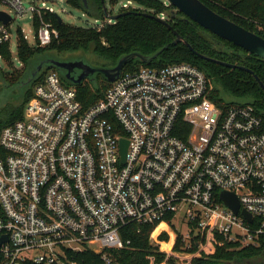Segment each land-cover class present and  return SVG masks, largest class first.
<instances>
[{"label": "built area", "instance_id": "1", "mask_svg": "<svg viewBox=\"0 0 264 264\" xmlns=\"http://www.w3.org/2000/svg\"><path fill=\"white\" fill-rule=\"evenodd\" d=\"M28 1L0 0L12 18L0 19V45L28 14L33 24L36 14L41 19L36 45L58 37L42 16L53 7ZM213 91V78L193 63L141 66L85 106L76 85L51 68L23 116L0 128V264H79L72 255L83 250L119 264L109 250L130 243L123 230L132 223L156 224L154 231L165 224L151 239L167 253L161 245L173 236L165 261L174 256L175 264L225 241L257 244L264 234V117L251 103L219 105ZM225 191L236 195L238 212L223 200ZM163 231L171 238L160 240Z\"/></svg>", "mask_w": 264, "mask_h": 264}, {"label": "trees", "instance_id": "2", "mask_svg": "<svg viewBox=\"0 0 264 264\" xmlns=\"http://www.w3.org/2000/svg\"><path fill=\"white\" fill-rule=\"evenodd\" d=\"M66 1L90 16L102 19L103 22L90 26L73 25L63 19L60 21L56 12L44 11L43 19L53 24L58 30V37H54L47 46L33 45L28 42L19 28L16 53V58L20 62L19 67L14 66L10 42L0 45L3 61L6 66L11 67V71L7 72L0 64L2 77L7 83L17 85L23 90L20 102L0 108V128L23 116L26 102L33 95L35 85L51 68L41 69L29 84L23 85V83L32 75L40 61L45 59L41 54L45 55L52 51L58 54L69 51H92L103 60V63L98 66L113 67L126 54L135 52L151 57L163 49L151 61L132 58L124 65L121 74L135 71L141 66L161 67L171 63L190 62L213 78L212 97L219 105L234 104L231 98L236 97L249 101L264 117V89L255 77V74L258 75L264 82V59L211 32L186 16L168 0H131L138 6H123L118 12L121 15L114 20H109L105 16L102 0ZM120 1L122 0H111L113 4ZM203 1L223 16L264 37V0ZM145 13L153 14L154 17ZM162 14L173 29L193 46L194 50L184 42L174 43L176 38L174 30L157 18ZM40 23L41 19L36 14L34 18L36 30ZM78 58L84 59L83 56ZM220 61L245 66L253 72L239 67L232 68ZM60 75L64 82L73 84L65 78L64 74L60 73ZM110 85L111 82L103 74L97 73L93 78L76 84V87L79 98L85 106H88L103 98ZM155 227L156 224L128 225L123 230V236L130 243L124 248L109 250V254L119 264H151V256L155 257L156 264L165 261L166 252L161 251L159 245L151 239ZM159 227L154 231V235ZM159 239L168 240L169 234L163 231ZM181 246V238H178L174 251H179ZM196 249L197 245L194 243L190 250L194 252ZM72 258L79 264H106L102 253L93 250L75 252ZM176 261L177 258L174 256L168 258L169 263L175 264ZM191 264H264V234L259 237L255 245L225 241L217 246L214 253L194 257Z\"/></svg>", "mask_w": 264, "mask_h": 264}, {"label": "water", "instance_id": "3", "mask_svg": "<svg viewBox=\"0 0 264 264\" xmlns=\"http://www.w3.org/2000/svg\"><path fill=\"white\" fill-rule=\"evenodd\" d=\"M170 4L174 5L178 10L183 12L186 16L196 21L203 27L207 28L211 32L219 35L222 38L232 41L238 46L243 47L250 53H254L257 56L264 59V37L258 33L251 31L244 26L238 24L237 22L223 16L218 13L210 6H208L203 0H168ZM86 2V0H85ZM103 10L105 16L110 20L117 19L121 13L113 14L109 11L108 6L105 0H102ZM148 16H153V14L145 13ZM159 20L163 21L168 25L169 28H172V25L166 21L164 18L157 17ZM0 19L9 23L11 21V16L3 10H0ZM60 21L62 18L59 16ZM174 30V29H173ZM176 38L174 43L184 42L191 49L194 50L193 46L185 40L176 30H174ZM167 47V46H166ZM165 47V48H166ZM163 50V49H162ZM160 50L151 57L142 56L139 53H131L122 56L118 63L113 67H103V66H92L85 63V60L82 58H77V60H61L57 58H45L40 61L37 68L32 72V75L24 81L23 85L29 84L33 77H35L41 69L55 68L59 71H65L63 74L65 78L73 83L74 85L82 83L85 79L93 78L97 73H101L106 77L110 82H114L118 79L122 73L124 65L131 60L132 58H140L142 61H151L162 51ZM204 56V55H202ZM211 58V57H209ZM213 59V58H211ZM222 64L227 65L232 68H242L247 69L253 72L250 68L241 66L235 63H227L220 61ZM81 71V72H80ZM80 72V73H79ZM78 73V74H77ZM256 79L264 89V82L260 79L258 75L255 74ZM232 103H250L247 100L239 99L236 97L231 98ZM126 150V144H123V151ZM222 198L225 203L230 206L236 212L239 211L240 204L235 194L231 192H223ZM243 214L251 220V214L245 210L242 211Z\"/></svg>", "mask_w": 264, "mask_h": 264}, {"label": "rangeland", "instance_id": "4", "mask_svg": "<svg viewBox=\"0 0 264 264\" xmlns=\"http://www.w3.org/2000/svg\"><path fill=\"white\" fill-rule=\"evenodd\" d=\"M35 4L41 6L42 0H34ZM47 2L49 6L53 7V10L67 23L73 24V25H79V26H90V25H96L101 24L103 21L102 19H96L87 13H85L82 9L76 8L69 3H67L66 0H44ZM126 0H122L116 4H113L111 0H105L108 9L113 12V14L118 13L122 7L123 2ZM24 3L26 6H29L31 4L30 1L24 0ZM133 6L137 7L138 4L132 3ZM1 10H7L5 7H0ZM20 25L23 31V34L25 35L26 39L30 44H35V26L32 23V18L28 14L26 17L17 18L12 26V37L10 40V50L13 54V60H14V66L19 67L20 62L16 58L17 53V26ZM45 58L52 57V58H61V60H77L78 57L83 56L85 63L92 65V66H98L99 64L103 63V60L99 58L94 52H83V51H69L64 52L62 54H58L54 51L46 53L45 55L41 54ZM1 65L3 66V69L7 72L11 71V67H8L5 65V63L2 61ZM65 71H60L61 74H63ZM81 72V71H80ZM79 72V73H80ZM23 90L14 84L7 83L4 78L2 77V74L0 73V108L10 105V104H16L21 101ZM181 229L183 232L187 231V226L181 225ZM165 228V226H160L159 229L156 231L155 235L159 232L160 229ZM167 234H169V238H171V234L166 231ZM174 238L172 236V239L169 242L162 243V248L167 251V257L172 255L173 252V242ZM172 250V251H171ZM185 257V256H182ZM197 257V256H196ZM192 258H179V260L183 264H191ZM184 261V262H183ZM75 264V263H74ZM162 264H171L166 261L162 262Z\"/></svg>", "mask_w": 264, "mask_h": 264}, {"label": "bare ground", "instance_id": "5", "mask_svg": "<svg viewBox=\"0 0 264 264\" xmlns=\"http://www.w3.org/2000/svg\"><path fill=\"white\" fill-rule=\"evenodd\" d=\"M160 226H166L165 224H161ZM173 243V242H172Z\"/></svg>", "mask_w": 264, "mask_h": 264}, {"label": "flooded vegetation", "instance_id": "6", "mask_svg": "<svg viewBox=\"0 0 264 264\" xmlns=\"http://www.w3.org/2000/svg\"><path fill=\"white\" fill-rule=\"evenodd\" d=\"M78 74V73H77Z\"/></svg>", "mask_w": 264, "mask_h": 264}]
</instances>
